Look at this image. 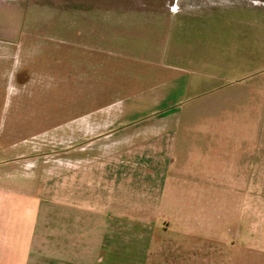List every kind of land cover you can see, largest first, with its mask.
<instances>
[{
    "label": "rangeland",
    "instance_id": "1",
    "mask_svg": "<svg viewBox=\"0 0 264 264\" xmlns=\"http://www.w3.org/2000/svg\"><path fill=\"white\" fill-rule=\"evenodd\" d=\"M212 1L222 6H209ZM237 1L242 8L264 2L0 0V150L12 147L8 155H24L26 160L17 162L53 171L55 164L61 163L69 169L71 151L86 153L89 147L96 153V173L102 174L103 164L118 162L98 156L117 146L112 143L116 137H100L103 131L111 134L113 128H101L99 133L96 128L94 143L77 145L71 140V120L83 114L79 119L86 120L90 108H95V118L102 120L98 115L110 107L107 117L115 120L120 80L114 73L120 67L117 55L126 50L119 48V43L142 41L145 45L160 35L157 24V30L151 31V24L145 26L146 22L137 23L115 11H219ZM142 25L147 28L142 30ZM221 34L226 38L227 27ZM121 57L122 61L128 58ZM106 60L111 62V75L104 74ZM185 82H179V92ZM248 83L251 88L254 83L253 91L236 85L232 87L236 91L219 98L222 103L217 105L218 98L208 96L202 105V147L209 158L202 164V176H149L154 169L147 167L149 160L144 159L147 162L140 161L142 166L136 168L141 169L136 170L140 174L127 170L123 177L128 184L162 185L168 179L181 188L167 193H121V206L133 215L142 212L150 221L144 230L156 236L149 264H264V81ZM181 98L174 96L186 112L191 101L185 97L182 102ZM164 99L168 101V97ZM165 143H161L162 149ZM152 147L127 151L149 155ZM85 163L80 160L79 167ZM100 179L96 177V182Z\"/></svg>",
    "mask_w": 264,
    "mask_h": 264
},
{
    "label": "crops",
    "instance_id": "2",
    "mask_svg": "<svg viewBox=\"0 0 264 264\" xmlns=\"http://www.w3.org/2000/svg\"><path fill=\"white\" fill-rule=\"evenodd\" d=\"M229 6L219 11H115L137 23L146 22L145 26L151 24V31L160 27V35L145 45L119 43L126 50L117 55L120 67L114 73L120 80L118 117L112 121L107 117L110 107L98 120L95 108L89 107L86 120L79 119L84 114L71 120V140L77 145L94 143L96 128L98 133L113 128L100 137H116L112 143L117 146L98 156L118 162L103 164V173L98 174L96 153L88 147L86 153L71 151L69 169L61 163L53 171L39 170L26 167L24 155H8L12 147L0 150V264H149L156 236L144 230L150 221L142 212L133 215L121 206V193L181 188L168 179L162 185L128 184L123 178L127 170L140 174L139 162L149 160L146 166L154 169L149 176H202V164L209 160L202 147L206 97L216 96L218 105L220 97L236 91L233 86L249 92L255 87L254 83L249 87L250 80L264 81V40L255 41L264 39V11H259L264 10V2L256 1L252 8H242L238 1ZM224 26L226 38L221 34ZM122 54L128 57L124 61ZM110 63L103 61L104 74L111 75ZM180 81H188L182 92L177 90ZM177 95L182 102L189 97L186 112L181 101L174 100ZM152 145L154 153L149 155L127 151ZM80 160H86L81 168ZM111 168H116L114 173ZM96 177H101L99 182ZM132 224L135 227L128 226Z\"/></svg>",
    "mask_w": 264,
    "mask_h": 264
}]
</instances>
